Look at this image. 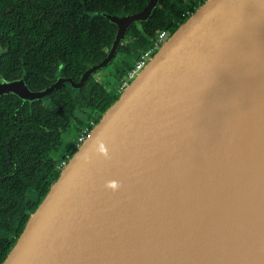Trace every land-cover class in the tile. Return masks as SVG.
I'll return each mask as SVG.
<instances>
[{"label":"water","instance_id":"1","mask_svg":"<svg viewBox=\"0 0 264 264\" xmlns=\"http://www.w3.org/2000/svg\"><path fill=\"white\" fill-rule=\"evenodd\" d=\"M139 13L75 83L106 66ZM1 264H264V0H206L104 111Z\"/></svg>","mask_w":264,"mask_h":264},{"label":"trees","instance_id":"2","mask_svg":"<svg viewBox=\"0 0 264 264\" xmlns=\"http://www.w3.org/2000/svg\"><path fill=\"white\" fill-rule=\"evenodd\" d=\"M197 1L159 0L147 21L130 28L134 39L119 46L126 59L109 81L90 76L75 93L63 87L32 102L13 94L0 97V264L58 177L59 161L55 164L50 153L70 119L82 123L77 114L87 116L89 111V120L96 123L119 96L125 72L160 31L172 34L187 18L185 13L196 10ZM147 2L0 0V78L23 79L31 91H41L54 82L51 75L60 63L62 74L77 82L106 57L115 39L116 25L104 16L133 15ZM76 149L71 148L69 157Z\"/></svg>","mask_w":264,"mask_h":264},{"label":"flooded vegetation","instance_id":"3","mask_svg":"<svg viewBox=\"0 0 264 264\" xmlns=\"http://www.w3.org/2000/svg\"><path fill=\"white\" fill-rule=\"evenodd\" d=\"M181 1H186V0H181ZM158 2H159V0H157V4H156V6L153 8V10L158 6ZM147 5V4H146ZM143 10V9H142ZM141 10V11H142ZM153 10H152V12H153ZM140 11V12H141ZM152 12H151V14H152ZM139 13V12H138ZM151 16V15H150ZM105 17V16H104ZM150 18V17H149ZM148 18V19H149ZM105 19H107L106 17H105ZM147 19V20H148ZM108 20V19H107ZM146 20V21H147ZM109 21V20H108ZM109 22H111V21H109ZM140 22H145V21H139V22H134V23H132L127 29H126V31H125V36H124V39L123 40H121L120 41V43H119V45H118V47H117V50H116V52H115V54L113 55V57L111 58V60L109 61V63L106 65V66H104L103 68H100V69H98V70H96L95 72H93L91 75H89L88 77H87V79H86V81L84 82V84L79 88V89H74V88H71V87H69V88H67L66 86H60V87H58V88H56V89H60V88H63V87H65V89H67V90H69L70 92H72V93H75V92H77L78 90H80V89H82L83 88V86L86 84V82H87V80H88V78L90 77V76H93L94 78H95V76H98V74L101 72V71H105L104 72V74H103V76H99V79H101V77H103L104 78V80H102V81H109V76H111V74L113 75V76H116V75H118V67H119V65L121 64V60H123V59H126V57H125V54L124 53H122V52H118V50H119V46L120 45H125V44H130V42H131V40H133L134 39V37H133V35L130 33V28H132L133 26H139V24H141ZM113 23V22H112ZM113 24H115V23H113ZM116 25V35H117V32H118V26H117V24H115ZM116 35H115V37H116ZM110 51V50H109ZM109 53V52H108ZM108 55V54H107ZM107 55H106V57H107ZM106 57L103 59V60H105L106 59ZM102 60V61H103ZM101 61V62H102ZM100 62V63H101ZM99 64V63H98ZM62 69H63V66L59 63V66L58 65H56L55 67H54V72L52 73V75L51 76H53V79H54V82L52 83V84H54L55 82H57V81H59V80H61V79H72V78H69V77H65L63 74H62ZM108 71V72H107ZM84 74V73H83ZM82 74V75H83ZM81 75V76H82ZM42 76H49V75H47V74H43ZM81 78V77H80ZM102 78V79H103ZM3 79V78H2ZM96 79V78H95ZM73 80V79H72ZM80 80V79H79ZM78 80V81H79ZM97 81H100V80H98V79H96ZM74 81V80H73ZM77 81V82H78ZM75 82V81H74ZM77 82H75V83H77ZM101 82V81H100ZM51 84V85H52ZM50 85V86H51ZM55 89V90H56ZM54 91V90H53ZM52 91V92H53ZM51 94V93H50ZM49 94V95H50ZM48 95V96H49ZM5 96V95H4ZM48 96H46V97H48ZM46 97H44V98H46ZM48 103H50V102H48ZM87 116H84L83 114H77L78 116H79V118L81 119V121H82V123H89V122H95V120L92 118L91 120H89L92 116H90L89 114V111H87ZM77 116V117H78ZM82 123H80V122H78L75 118H71L70 119V122L68 123V125H67V128H66V130L65 131H62V133H61V138H60V140H59V143H58V146H57V148L55 149V150H53L51 153H50V157L52 158V160L53 161H55V164L59 161V162H61V161H65L66 163H67V161L69 160V152H70V150H71V148L73 147V146H75L76 148H77V146H76V144L74 143V139L72 140H70L69 139V142H68V146H66V148H65V150H64V153H62L61 155H60V157L59 158H54L52 155H53V153L55 152V151H58L61 147H62V145H63V136L64 135H69V133L71 132V130L72 129H74L75 130V132H76V134H77V131H78V129L80 128V125L82 124ZM57 165V164H56ZM56 165H55V167H56ZM57 170V169H56Z\"/></svg>","mask_w":264,"mask_h":264},{"label":"built area","instance_id":"4","mask_svg":"<svg viewBox=\"0 0 264 264\" xmlns=\"http://www.w3.org/2000/svg\"><path fill=\"white\" fill-rule=\"evenodd\" d=\"M206 0H198L196 9L201 6ZM193 12L187 11L185 13V17H189ZM171 33L169 31L162 30L157 34L156 39L154 40L151 47L142 52L140 56L137 58L133 66L127 70L124 74L123 80L119 83L118 92L120 93L124 88L127 87L128 83L136 76V74L145 66L147 61L159 50L163 43L169 38ZM95 122H89L80 128L76 138L74 139V143L78 147L82 142L85 141L87 136L90 133L91 128L94 126ZM66 162L63 160L59 162L56 166L57 170L60 172L62 168L65 166Z\"/></svg>","mask_w":264,"mask_h":264},{"label":"rangeland","instance_id":"5","mask_svg":"<svg viewBox=\"0 0 264 264\" xmlns=\"http://www.w3.org/2000/svg\"><path fill=\"white\" fill-rule=\"evenodd\" d=\"M104 72H105V71H101V72L98 74V76H95V78L98 79V80H100V81L104 80L103 77H101V79H99V76H103ZM107 72H108V71H107ZM102 78H103V79H102ZM76 136H77V134H76V132H75L74 129L71 130V132L69 133V135H68V134H67V135H64V136H63V145H62V147H61L58 151H55V152L53 153L52 156H53L54 158H59L60 155H61L62 153H64V150H65L66 146H68L69 139H70V140H71V139L73 140V139L76 138Z\"/></svg>","mask_w":264,"mask_h":264}]
</instances>
